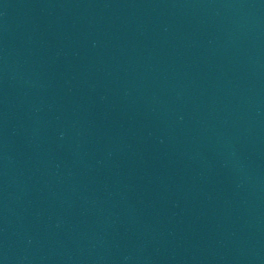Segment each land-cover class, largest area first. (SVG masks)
I'll return each mask as SVG.
<instances>
[{"label":"water","instance_id":"water-1","mask_svg":"<svg viewBox=\"0 0 264 264\" xmlns=\"http://www.w3.org/2000/svg\"><path fill=\"white\" fill-rule=\"evenodd\" d=\"M0 264H264V0H0Z\"/></svg>","mask_w":264,"mask_h":264}]
</instances>
